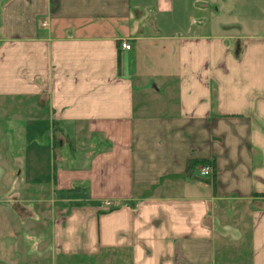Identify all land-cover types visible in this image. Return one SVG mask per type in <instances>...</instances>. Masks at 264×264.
I'll return each instance as SVG.
<instances>
[{"label": "crops", "instance_id": "0c3cea01", "mask_svg": "<svg viewBox=\"0 0 264 264\" xmlns=\"http://www.w3.org/2000/svg\"><path fill=\"white\" fill-rule=\"evenodd\" d=\"M5 101L31 264H264V0H0Z\"/></svg>", "mask_w": 264, "mask_h": 264}, {"label": "rangeland", "instance_id": "374dc122", "mask_svg": "<svg viewBox=\"0 0 264 264\" xmlns=\"http://www.w3.org/2000/svg\"><path fill=\"white\" fill-rule=\"evenodd\" d=\"M15 113V108L10 101H5L0 104V155H2L3 161H6L8 156L12 159L14 155H18V150L22 142L20 140L22 130L21 126L16 123ZM28 129L30 132L32 131V127ZM16 169L17 168H10V177L11 174H13L12 177H15V173H17ZM8 174V169L5 171L0 170V264H14L15 262L18 264L17 260H23L27 264H31L33 263L30 261L31 257H25V252L21 253L20 248L18 247V241H20L19 238L16 239L15 235L11 234L12 231L16 230L17 222L14 219L12 212L5 209L3 204V193L5 191L7 193L8 188L10 187V181L7 182L3 177ZM33 175L40 177L43 180H46L47 177V173L43 172H35ZM31 193L35 194V191L31 190ZM15 195L16 193L13 192L5 197L9 198V201L11 202ZM17 249L18 251H16Z\"/></svg>", "mask_w": 264, "mask_h": 264}, {"label": "built area", "instance_id": "2783aa9c", "mask_svg": "<svg viewBox=\"0 0 264 264\" xmlns=\"http://www.w3.org/2000/svg\"><path fill=\"white\" fill-rule=\"evenodd\" d=\"M121 48L122 49H130V45L126 41H121ZM199 173H200L201 176H208V175H210L211 174V168H210V166H208V165L202 166L200 168V170H199ZM104 205L105 206H109L110 203L109 202H104Z\"/></svg>", "mask_w": 264, "mask_h": 264}]
</instances>
